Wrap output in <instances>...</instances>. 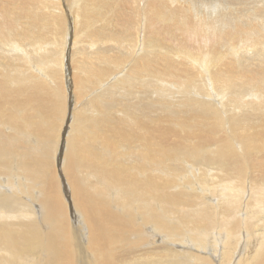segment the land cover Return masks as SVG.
I'll return each instance as SVG.
<instances>
[{"label": "bare ground", "instance_id": "bare-ground-1", "mask_svg": "<svg viewBox=\"0 0 264 264\" xmlns=\"http://www.w3.org/2000/svg\"><path fill=\"white\" fill-rule=\"evenodd\" d=\"M125 2L0 0V264H264V0Z\"/></svg>", "mask_w": 264, "mask_h": 264}, {"label": "rangeland", "instance_id": "rangeland-1", "mask_svg": "<svg viewBox=\"0 0 264 264\" xmlns=\"http://www.w3.org/2000/svg\"><path fill=\"white\" fill-rule=\"evenodd\" d=\"M193 1H194V0H193ZM195 1H197V0H195ZM179 3H180V2H179ZM179 3L176 4V5L179 6ZM121 5L124 6V7H122L121 10H123V9L125 10V9H126L125 11L123 10L124 12L121 11V12H123L122 14H123V15L126 14V15H125V16L122 15V18H121V20H120L121 24L119 23V26L122 27V29L120 30V29H119L120 27L118 28V30H120V31H118V30L116 31V34H118V35H119V33H120L121 31H123V30L126 28V27H125V23L122 22V19H124L123 21L126 20L128 23L131 22V20H132V15H131V13H129V12H132L133 5H132L131 3H129L128 0H127V2L122 3ZM125 5H126V8H125ZM129 5H130V6H129ZM167 5L169 6V5H170V2L167 3ZM186 5H187V4H184V3H183V5H181V6H182V7H186ZM128 7H129V8H128ZM127 9H129V10H127ZM63 11H64V9H63ZM129 14H130V15H129ZM127 15L129 16L128 18L126 17ZM130 17H131V18H130ZM125 18H126V19H125ZM129 18H130V19H129ZM128 19H129V20H128ZM94 22H95V21H94ZM94 22H93V23H94ZM66 23H70V21H67ZM71 23H72V22H71ZM95 23H96V24H95ZM95 23H94V25L97 26L98 29H102V28H100V27H101L100 22H95ZM123 23H124V25H123ZM72 24H73V23H72ZM72 26H73V25H72ZM127 27H128V26H127ZM108 31H109V30H106V32H108ZM113 31H114V30H113ZM109 32H110V31H109ZM109 32H108V33H109ZM118 32H119V33H118ZM121 33H122V32H121ZM72 34H73L72 31H70V32H69V36L71 37V39H70V44H69L70 46L73 44V43L71 42V41H72V37H73ZM71 43H72V44H71ZM107 45H108V44H105V46H107ZM70 46H69V47H70ZM71 47H72V46H71ZM68 73H69V75H71V77H72L73 70H69ZM66 83H67V85H69V81H67Z\"/></svg>", "mask_w": 264, "mask_h": 264}]
</instances>
